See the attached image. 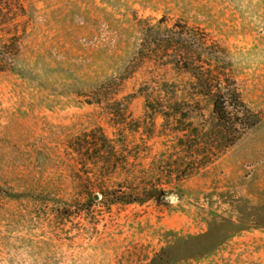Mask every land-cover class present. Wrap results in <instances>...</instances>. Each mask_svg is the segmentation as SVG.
I'll use <instances>...</instances> for the list:
<instances>
[{
	"label": "rangeland",
	"instance_id": "obj_1",
	"mask_svg": "<svg viewBox=\"0 0 264 264\" xmlns=\"http://www.w3.org/2000/svg\"><path fill=\"white\" fill-rule=\"evenodd\" d=\"M19 5L0 25V264H264V0ZM174 23L260 119L188 176L142 92L184 79L163 57Z\"/></svg>",
	"mask_w": 264,
	"mask_h": 264
},
{
	"label": "trees",
	"instance_id": "obj_2",
	"mask_svg": "<svg viewBox=\"0 0 264 264\" xmlns=\"http://www.w3.org/2000/svg\"><path fill=\"white\" fill-rule=\"evenodd\" d=\"M18 10L19 0H0V25ZM150 31L156 34L154 42L162 47L160 27H151ZM165 31L168 33L163 52L166 65L184 79L152 82L142 92L149 95L145 100L146 110L156 113L162 120L161 127L175 136L171 158L179 162L177 175L188 176L232 147L260 119L242 101L234 80L214 64L213 45L206 43L203 32L180 23ZM11 51L7 52L8 59L16 56ZM2 60L0 56V66ZM104 86L95 92L103 88L105 91ZM149 97L156 101L149 102ZM206 105L207 120L194 125L193 116L200 115Z\"/></svg>",
	"mask_w": 264,
	"mask_h": 264
},
{
	"label": "clouds",
	"instance_id": "obj_3",
	"mask_svg": "<svg viewBox=\"0 0 264 264\" xmlns=\"http://www.w3.org/2000/svg\"><path fill=\"white\" fill-rule=\"evenodd\" d=\"M179 197L175 193H170L165 197V202L170 205H175L178 202Z\"/></svg>",
	"mask_w": 264,
	"mask_h": 264
}]
</instances>
